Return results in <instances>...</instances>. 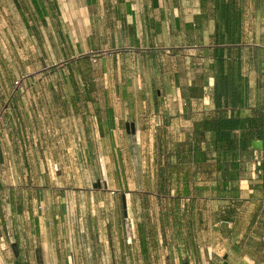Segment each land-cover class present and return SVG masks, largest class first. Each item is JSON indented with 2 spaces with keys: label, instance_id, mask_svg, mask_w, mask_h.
<instances>
[{
  "label": "crops",
  "instance_id": "0c3cea01",
  "mask_svg": "<svg viewBox=\"0 0 264 264\" xmlns=\"http://www.w3.org/2000/svg\"><path fill=\"white\" fill-rule=\"evenodd\" d=\"M216 1L0 0L2 36L12 17L22 24L30 17L53 27L54 44L66 55L101 51L96 66L82 60L91 88L76 91L65 118L81 122L90 144L104 145L103 159L114 155L117 167L109 174L121 184L129 175L124 146L136 145L143 192L156 199L144 202L136 229L125 218L109 227L116 241L109 250L98 216L80 217L84 224L78 228L73 217L67 224L55 215L45 224L11 215L0 236V264H14L12 242L22 264H223L224 258L229 264H264V35H258L264 32V0H234L241 12L239 44L216 43ZM219 48L240 66L234 95L214 90L209 65ZM220 116L259 129H251L250 158L243 156L239 180L228 184L230 190L238 186L236 199L217 197L221 173L194 171L192 161L195 148H203L214 167L210 134L201 137L194 129ZM131 123L134 132L127 131ZM168 163L172 169L165 168ZM154 209L160 222L153 221Z\"/></svg>",
  "mask_w": 264,
  "mask_h": 264
},
{
  "label": "rangeland",
  "instance_id": "374dc122",
  "mask_svg": "<svg viewBox=\"0 0 264 264\" xmlns=\"http://www.w3.org/2000/svg\"><path fill=\"white\" fill-rule=\"evenodd\" d=\"M10 20L14 23L9 32L0 34V236L11 215L19 221L34 216L45 224L55 215L67 224L73 217L78 228L84 224L80 217L98 216L109 250L116 244L109 227L125 218L136 229L135 219H143L144 202L156 199L143 192L144 167L136 145L124 146L129 175L121 184L120 178L109 174L117 167L114 155L103 159L104 145L90 144L81 135V122L65 118L76 91L87 88L81 73L87 65L82 60L96 66L103 55L101 51L82 54L80 49L72 54L67 50L66 55L54 44L58 35L50 24L34 23L30 17L24 24L20 17ZM101 166L106 176L101 175ZM97 180L100 187H93ZM96 202L101 205L91 206ZM152 211L153 221L160 222V211Z\"/></svg>",
  "mask_w": 264,
  "mask_h": 264
},
{
  "label": "trees",
  "instance_id": "16d2710c",
  "mask_svg": "<svg viewBox=\"0 0 264 264\" xmlns=\"http://www.w3.org/2000/svg\"><path fill=\"white\" fill-rule=\"evenodd\" d=\"M234 0H217L215 4L216 23L215 40L217 44H239L242 42L241 33V12L235 10ZM231 54L222 48H219L212 55L213 60L209 65L214 78V90L217 95L226 94L227 92H236L240 84L239 64L230 59ZM235 56L239 57L237 51ZM84 85L87 88L90 81L83 75ZM89 81V82H88ZM218 97L217 100H219ZM235 97L231 95V104L235 102ZM219 102H217L218 106ZM200 128L194 129L195 133L201 137L205 133L210 134V142L215 153V165L211 166L207 152L203 148H195L193 157L194 171H200L203 174H210L212 171L220 172V178H216L215 190L216 196L222 198H237L234 186L232 190L228 189L229 183H234L240 178L241 161L245 157L250 158L252 149L250 137L253 132L259 131L251 123L246 124L239 118H230L224 121L222 116L217 121L210 122L205 120ZM198 149V150H197ZM244 156V157H243ZM171 164L166 165V169H172ZM262 169L264 163H261ZM175 168V167H174ZM177 198V197H176Z\"/></svg>",
  "mask_w": 264,
  "mask_h": 264
},
{
  "label": "water",
  "instance_id": "95a60500",
  "mask_svg": "<svg viewBox=\"0 0 264 264\" xmlns=\"http://www.w3.org/2000/svg\"><path fill=\"white\" fill-rule=\"evenodd\" d=\"M129 126H130V128H128ZM128 130H131V132H134V126H133L132 123L129 124V125L127 124V131H128ZM93 187H100V181L97 180V182L93 183ZM11 249H12V252H13V254H14V257L16 258L14 264H22V263L17 259V257H18V246H17V243H16V242H12V243H11ZM223 264H229V263L225 260V258H224V263H223Z\"/></svg>",
  "mask_w": 264,
  "mask_h": 264
}]
</instances>
